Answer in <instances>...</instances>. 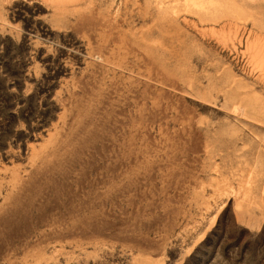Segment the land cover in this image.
Masks as SVG:
<instances>
[{
	"label": "rangeland",
	"instance_id": "374dc122",
	"mask_svg": "<svg viewBox=\"0 0 264 264\" xmlns=\"http://www.w3.org/2000/svg\"><path fill=\"white\" fill-rule=\"evenodd\" d=\"M158 7L0 0V264H264V0Z\"/></svg>",
	"mask_w": 264,
	"mask_h": 264
},
{
	"label": "bare ground",
	"instance_id": "6f19581e",
	"mask_svg": "<svg viewBox=\"0 0 264 264\" xmlns=\"http://www.w3.org/2000/svg\"><path fill=\"white\" fill-rule=\"evenodd\" d=\"M150 3H152V5L154 6V8L156 9V10H158L159 9V3H160V0H148ZM151 10V9H150ZM153 10V9H152ZM153 17V16H152ZM77 24V23H76ZM155 30V29H154ZM120 41V40H119ZM125 41V40H124ZM143 45V44H142ZM104 49V48H103ZM85 56V55H84ZM148 58V57H147ZM56 145V144H55ZM54 147V146H53ZM56 150V149H55ZM51 157V156H50ZM43 159V158H42ZM50 159V158H49ZM49 159H48V161H49ZM39 160V159H38ZM43 160H45V159H43ZM41 161V160H40ZM39 161V162H40ZM42 162V161H41ZM18 177H16V179H17Z\"/></svg>",
	"mask_w": 264,
	"mask_h": 264
},
{
	"label": "trees",
	"instance_id": "16d2710c",
	"mask_svg": "<svg viewBox=\"0 0 264 264\" xmlns=\"http://www.w3.org/2000/svg\"><path fill=\"white\" fill-rule=\"evenodd\" d=\"M192 258V257H191ZM194 258V257H193Z\"/></svg>",
	"mask_w": 264,
	"mask_h": 264
}]
</instances>
